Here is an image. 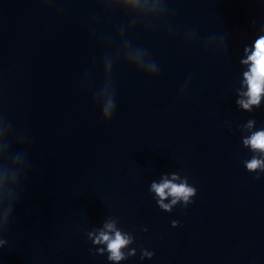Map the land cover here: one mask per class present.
I'll return each instance as SVG.
<instances>
[{
    "label": "water",
    "instance_id": "water-1",
    "mask_svg": "<svg viewBox=\"0 0 264 264\" xmlns=\"http://www.w3.org/2000/svg\"><path fill=\"white\" fill-rule=\"evenodd\" d=\"M261 38L264 0H0V264H264Z\"/></svg>",
    "mask_w": 264,
    "mask_h": 264
},
{
    "label": "clouds",
    "instance_id": "clouds-1",
    "mask_svg": "<svg viewBox=\"0 0 264 264\" xmlns=\"http://www.w3.org/2000/svg\"><path fill=\"white\" fill-rule=\"evenodd\" d=\"M250 59L254 62L252 67V75L249 76L250 82V92L253 97L252 102H257L256 96L261 91V80L264 79V38H261L256 44V51L250 57ZM247 106V105H245ZM251 143L254 146L264 147V133L257 134ZM250 167H255V163L250 165ZM156 191L163 195L164 189L170 187L169 184L165 183L164 185H154ZM171 191L175 194L184 193L185 189L183 187L171 186ZM107 239V237H105ZM124 241L117 235V239L110 244V248L113 250H117L121 247Z\"/></svg>",
    "mask_w": 264,
    "mask_h": 264
}]
</instances>
